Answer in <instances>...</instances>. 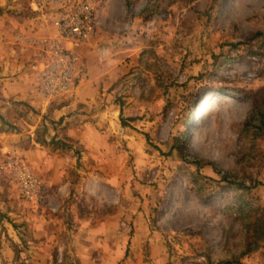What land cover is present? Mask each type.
<instances>
[{
    "label": "rangeland",
    "instance_id": "374dc122",
    "mask_svg": "<svg viewBox=\"0 0 264 264\" xmlns=\"http://www.w3.org/2000/svg\"><path fill=\"white\" fill-rule=\"evenodd\" d=\"M96 1L108 23L101 49L121 56L103 83L118 115L105 128L101 162L85 166L84 149L61 136L64 115L30 135L49 137L71 186L81 168L99 178L68 195H52L41 179L46 198L25 200L3 166L13 155L29 163L19 149L36 145L23 142L21 121L41 113L0 87V264H264V239L247 250L264 227V0ZM32 11L30 0H0V27H33L35 18L51 26ZM73 205L91 218L88 228L120 212L101 230L112 251L78 254Z\"/></svg>",
    "mask_w": 264,
    "mask_h": 264
},
{
    "label": "crops",
    "instance_id": "0c3cea01",
    "mask_svg": "<svg viewBox=\"0 0 264 264\" xmlns=\"http://www.w3.org/2000/svg\"><path fill=\"white\" fill-rule=\"evenodd\" d=\"M104 16V14L101 15V26L96 33L79 49L80 61L77 69V86L74 92L64 96V99L59 97L51 101L44 99L36 92L34 88L35 76L30 69V64L32 65L35 59H40L37 57L43 55L41 51L43 49V39L53 34V27H46V18H41L43 22L35 18L33 27H0V75H3L0 78L1 96L8 97V101L10 99L26 100L32 107L40 111L41 116L34 119L32 123L21 121L23 142L25 141L29 145L34 143L36 146L33 149L24 147L19 151L29 162L33 171L45 182L52 195L57 193L58 190L60 193L68 195L71 188H76L79 192L80 189H84V181L89 180L92 175L99 178L100 173L95 170L88 171L86 168H81L79 171L83 174L79 178L80 184L71 186L66 177L64 180V174H67V171L59 167L58 155L54 154L50 147H46L49 137L46 135L43 138L30 134L38 132L40 122L53 118L54 113L60 117L64 115L62 118L65 120L61 122V136L67 137L71 143L84 149L81 158L85 166L89 167V162L99 165L101 162L100 154L103 150L102 145L109 142L105 128H110L108 122L116 121L114 119L118 115L116 107L105 103L107 92H103V83L107 82L109 76L113 77L118 72V66L121 63L120 55L117 56L118 58L115 56V58L106 57L105 51L101 49L102 42L107 40V34H103L108 27ZM20 18L23 17L20 16ZM2 19L4 17L1 18V22H3ZM6 20L8 19H5V23ZM12 32L13 34H11ZM16 34L17 36L19 34L20 42L23 43V46L18 50L11 45V42L16 41V39L14 40ZM11 56H14L16 61ZM6 104L7 102L4 101L1 111L3 114L8 115L12 111V107ZM31 128H35V130L32 131ZM97 165L95 166L97 167ZM71 210L73 222L77 223L78 230L70 231L69 237L74 241L75 246H72L78 254L81 256L89 255L93 249L98 250L100 248H102L101 251H105L107 248L112 251V247L106 243L110 238L109 235L102 233L101 230L103 231L105 224L110 219L115 220L120 212L111 215L107 218V221L95 222L96 224L94 223L88 228L91 218L87 215L80 216L78 207L75 205L71 207ZM54 237L55 234L50 233L44 235L42 240L44 238L54 239ZM87 240H93L94 242L88 244ZM100 240H103L104 243L100 244ZM84 243L86 244L83 245ZM119 247L120 244L117 247L113 246L112 256L116 250H120ZM119 253L120 251H118Z\"/></svg>",
    "mask_w": 264,
    "mask_h": 264
},
{
    "label": "built area",
    "instance_id": "2783aa9c",
    "mask_svg": "<svg viewBox=\"0 0 264 264\" xmlns=\"http://www.w3.org/2000/svg\"><path fill=\"white\" fill-rule=\"evenodd\" d=\"M98 6L96 0H30L31 9L47 16L54 31L43 39V55L34 64L35 88L42 97L57 99L74 92L79 49L100 27ZM5 166L15 176L25 200L46 198L42 180L29 163L13 155Z\"/></svg>",
    "mask_w": 264,
    "mask_h": 264
},
{
    "label": "trees",
    "instance_id": "16d2710c",
    "mask_svg": "<svg viewBox=\"0 0 264 264\" xmlns=\"http://www.w3.org/2000/svg\"><path fill=\"white\" fill-rule=\"evenodd\" d=\"M262 34H263L262 32H257L256 36H260ZM261 124L263 126L264 123L262 122ZM223 178L227 179V175H225ZM235 186L239 189L248 188V187H246L245 183H235ZM249 216L250 215H247V217H249ZM253 238H255V242H254V244H252L248 247V249H247L248 251L255 249L257 246H259V241L264 239V227L263 226H259L257 224V228L255 229V233L253 235Z\"/></svg>",
    "mask_w": 264,
    "mask_h": 264
}]
</instances>
